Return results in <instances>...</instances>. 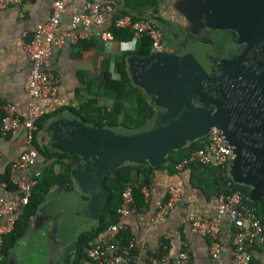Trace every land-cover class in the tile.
I'll list each match as a JSON object with an SVG mask.
<instances>
[{"label": "crops", "instance_id": "1", "mask_svg": "<svg viewBox=\"0 0 264 264\" xmlns=\"http://www.w3.org/2000/svg\"><path fill=\"white\" fill-rule=\"evenodd\" d=\"M85 1L74 0L66 7L60 22V30L68 28L73 11H83ZM98 1L110 2L112 5L114 4L113 6L117 10L123 9L122 3H115L117 0ZM184 1L159 0L157 11L147 13L161 16L167 22L179 23L189 32L193 41H205L206 32L220 31L197 26V23L186 15ZM51 4L52 0H23L17 5L0 9V98L3 102L12 103L21 117L26 115L27 106L31 100L24 88L31 67L24 49V42L31 38L37 24L43 23L49 18ZM82 30L84 28L80 29V31ZM92 30L106 31L107 26H94ZM163 32L167 38V49L177 50L176 42L169 33L164 30ZM122 42L126 41L117 42L113 39H102L100 35H88L80 37L76 42H65L53 51L49 59V66L58 77V93L56 98L41 100L40 104L45 108V113L60 107H64V109L45 120L42 127L39 128L35 124L34 147L45 146L51 151L65 153L52 147V141L48 131H46L47 124L58 113L65 111L76 113L69 108L79 106L80 100L77 90L81 88L80 78L92 79L98 76L102 70L111 69L116 57L127 50H131L123 48ZM154 108V115L144 126L154 118L159 110ZM25 147L22 129L14 134L2 135L0 133V194L4 196L10 197L16 193V190L7 189L2 177L6 172L9 173L10 162L24 151ZM170 154L168 155V162L157 166L131 161H124L118 166L143 165L154 168L151 183L141 188L144 203L138 205L135 202L136 211L121 219L127 227L125 233H128L134 242L135 252L130 261L120 264H147V255L157 250H161L165 254L167 262H172L181 250V241L184 239L187 240L190 249V264H211L209 240L190 231L187 217L190 213L199 214L208 219L217 217L216 181L219 168L214 165L201 166L196 163L181 169L177 168V164L168 167ZM77 157L69 171L71 185L69 187L58 184L49 186L42 201L37 205L34 214L27 222L24 232L8 247L5 261H3L1 253L0 261H3V264H52L64 249L66 243L60 233V221L73 209L75 202L87 198L79 190L77 181L71 174L72 169L82 162L78 155ZM53 161L54 159L46 160L38 152L36 164L31 170L42 172ZM59 168V164L54 165L55 173L59 172ZM19 175H24V171H20ZM132 183L135 185L134 182ZM170 186L175 187L180 192V200L165 218L156 220L157 207L166 198V192ZM144 187L147 190L144 191ZM25 207L19 213L18 218ZM94 217L92 212H87L78 220L75 234L77 242L78 235L82 230L98 224L100 217L97 219ZM232 238V218L226 214L220 217V233L218 235L220 264H234ZM141 244L144 248H140ZM251 252L253 264H264V247L254 245L251 247ZM68 257L61 264L70 263Z\"/></svg>", "mask_w": 264, "mask_h": 264}, {"label": "water", "instance_id": "2", "mask_svg": "<svg viewBox=\"0 0 264 264\" xmlns=\"http://www.w3.org/2000/svg\"><path fill=\"white\" fill-rule=\"evenodd\" d=\"M184 9L197 26L221 30L228 26L226 18H233L237 12L263 16L264 0H185ZM145 17L154 20L178 45L177 50L165 48L151 50L147 56L126 57L132 84L140 87L149 103L159 109L154 118L140 129L102 127L65 111L47 124L52 147L81 158L82 164L78 163L71 174L87 196L75 202L60 221L66 246L52 264H61L77 250L75 234L81 216L92 212L97 219L105 210L110 192L104 179L109 171L124 161L161 165L168 162L172 151L204 138L213 126L221 124L222 78L234 71L237 57L228 58L203 40L193 41L177 22H167L153 13ZM227 66L231 68L227 70ZM220 130L232 148L230 179L248 188L250 201L264 200V152L236 144L225 130Z\"/></svg>", "mask_w": 264, "mask_h": 264}, {"label": "built area", "instance_id": "3", "mask_svg": "<svg viewBox=\"0 0 264 264\" xmlns=\"http://www.w3.org/2000/svg\"><path fill=\"white\" fill-rule=\"evenodd\" d=\"M22 1L0 0V9L17 5ZM72 1L74 0H52L49 18L37 24L31 38L24 42V49L31 63L24 84L31 98L26 115L21 117L12 103L3 102L0 98V133L14 134L22 129L26 143L25 150L9 164L10 180L17 185L16 193L10 197L0 194V255L3 236L13 230L19 213L29 203L33 189L41 176L39 170H31L38 158V152L33 146V138L35 123L46 112L40 101L54 99L58 93L59 80L49 66L53 51L65 42H76L80 37L88 35H100L105 40L112 39V34L108 30H92L94 26H108L111 23L116 28L128 29L132 33L129 41L121 43L125 49H133L136 40L142 35L149 37L151 50L160 51L167 48V38L154 20L135 19L129 14L113 18V6L98 0H86L83 11H73L68 28L60 30L64 11ZM81 28L84 30L80 31ZM204 138L202 145L189 152L176 166L181 169L193 163L203 166L214 165L222 169L229 178L228 192L220 193L217 197L215 219H208L195 213L188 215L190 231L209 240L211 264H220L218 242L220 217L229 215L233 227L234 264H253L251 247L254 245L264 247V224L258 217L255 207L245 204L243 193L233 187L234 182L229 176V165L233 157L232 148L221 130L213 126ZM22 170L24 175H19ZM133 189L132 182L125 183L116 210L118 221L108 225L96 240L88 242L84 264H120L131 260V250L135 247L133 240L121 244L118 236L127 230L121 219L137 209ZM179 200L180 192L175 187H168L166 198L157 207L155 219L165 218ZM140 248H144L143 244ZM190 262V249L185 239L181 241V250L172 262L166 261L165 254L161 250L147 255V264H190Z\"/></svg>", "mask_w": 264, "mask_h": 264}, {"label": "trees", "instance_id": "4", "mask_svg": "<svg viewBox=\"0 0 264 264\" xmlns=\"http://www.w3.org/2000/svg\"><path fill=\"white\" fill-rule=\"evenodd\" d=\"M115 3H122L123 9L117 10L113 6L114 4L110 3L114 8L113 18L129 14L135 19H143L146 18L145 13L157 11L159 0H117ZM107 30L112 34V39L117 42L129 41L132 38V33L128 29L116 28L113 23L107 26ZM150 51L151 41L148 36L142 35L136 40L133 49L127 50L114 59L111 69L102 70L98 76L92 79L81 77V88L77 90L80 100L79 106L69 109L81 114L86 120L92 121L102 127L123 125L133 129L142 128L154 115L155 108L146 99L143 90L132 84L127 72L126 56L130 54L147 56ZM84 75L86 76L87 74L85 73ZM63 109L64 107H60L52 112L45 113L35 124L39 128L42 127L45 120ZM204 139H198L182 149L173 151L169 156L170 162L168 167L175 166L189 152L200 147ZM35 148L46 160L54 159V161L42 170L41 176L38 178L30 196L29 203L18 220H16L13 230L3 236L1 247L3 261L6 260L8 247L24 232L27 222L34 214L37 205L42 201L49 186L58 184L69 187L71 185L69 171L77 160V155L51 151L45 146H35ZM55 164H59L60 166L58 173H55L53 170ZM153 169L151 166L123 165L106 175L104 183L110 192L106 209L96 226L82 230L79 233L78 247L76 252L68 257L70 258L69 264H83L86 258L88 241L94 240L108 225L117 221L116 210L120 204L121 192L126 182H134L135 184L133 189L135 202L138 205L144 203L141 188L151 183ZM2 180L6 183L7 189L17 190V186L10 180L8 172L5 173ZM228 180L227 175L219 168L216 181V192L218 195L228 192ZM233 187L243 193V202L245 204L255 207L258 217L264 224V200L250 201L247 198L249 190L246 186L233 183ZM118 239L121 244H127L131 238L128 233H124L120 234ZM134 252L135 248H132L131 259ZM3 261H0V264H3Z\"/></svg>", "mask_w": 264, "mask_h": 264}, {"label": "flooded vegetation", "instance_id": "5", "mask_svg": "<svg viewBox=\"0 0 264 264\" xmlns=\"http://www.w3.org/2000/svg\"><path fill=\"white\" fill-rule=\"evenodd\" d=\"M233 16L226 18L227 27L206 32L204 37L209 47L223 51L228 58L237 57L234 71L222 78L218 127L227 132L232 142L261 153L264 152V15L242 11ZM230 68L227 66V70ZM209 108L213 110V106Z\"/></svg>", "mask_w": 264, "mask_h": 264}, {"label": "rangeland", "instance_id": "6", "mask_svg": "<svg viewBox=\"0 0 264 264\" xmlns=\"http://www.w3.org/2000/svg\"><path fill=\"white\" fill-rule=\"evenodd\" d=\"M168 47V46H167Z\"/></svg>", "mask_w": 264, "mask_h": 264}]
</instances>
